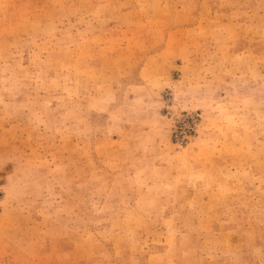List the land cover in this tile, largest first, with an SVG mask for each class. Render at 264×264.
Segmentation results:
<instances>
[{
    "label": "rangeland",
    "instance_id": "1",
    "mask_svg": "<svg viewBox=\"0 0 264 264\" xmlns=\"http://www.w3.org/2000/svg\"><path fill=\"white\" fill-rule=\"evenodd\" d=\"M0 264H264V0H0Z\"/></svg>",
    "mask_w": 264,
    "mask_h": 264
}]
</instances>
